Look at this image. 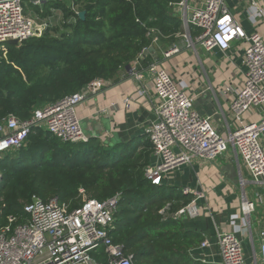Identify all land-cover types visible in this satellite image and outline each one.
I'll list each match as a JSON object with an SVG mask.
<instances>
[{"label":"built area","instance_id":"built-area-1","mask_svg":"<svg viewBox=\"0 0 264 264\" xmlns=\"http://www.w3.org/2000/svg\"><path fill=\"white\" fill-rule=\"evenodd\" d=\"M36 6L49 0H30ZM130 1V0H129ZM242 7V14L251 25L264 21V0H233ZM172 0L169 7L183 22L185 33H176L185 45L174 42L162 49L161 35L155 28H148L152 37L151 46L159 48L165 60L179 55L183 48L193 51L200 59V51L227 53L243 43L240 85H226L221 93L230 100L232 122L222 117L224 131L220 132L212 123V116L199 112L194 104L195 93L182 88L171 73L166 61L146 62L148 48H144L130 65L129 73L137 79L148 67L152 74L156 100L153 118L147 134L153 146L156 162L148 165L145 175L155 186L183 165L194 159L215 161L231 153L239 166L242 189L240 209L250 220L256 210V198L250 199L246 191L248 180L242 175L247 171L255 185L264 184V35L249 32L242 23L239 12L234 13L227 0ZM143 27L145 22L137 20ZM199 30L193 34L191 28ZM45 27L34 22L25 13L24 0H0V53L7 54V44L18 41L21 45L32 37L42 35ZM232 55L225 58L232 59ZM148 63V64H144ZM102 81L87 85L83 90L66 95L62 99L36 108L31 117L21 119L15 114L0 119V157L25 147L29 134L43 129L65 143L89 142L91 135L85 133L76 108L88 100L87 89L96 93ZM105 111L104 109H99ZM247 113H257L258 119L246 118ZM84 192V191H81ZM185 193H194L185 189ZM123 193L118 192L106 199L85 197L83 203L70 210L58 196L44 200L34 196L24 205L28 218L20 221L16 215L8 216V223L0 227V264H101L94 254L103 248L108 264H135L133 255L125 245L115 242L116 214ZM256 196L260 197L257 193ZM196 197L178 209L168 202L160 209L163 220L181 221L195 219L201 215L199 199ZM236 223V219H232ZM217 248L221 261L218 264H247L243 240L238 231L230 226H216L214 240L204 239L200 249ZM253 246V264H264V227L260 230V245ZM212 254H204L205 263H214Z\"/></svg>","mask_w":264,"mask_h":264},{"label":"trees","instance_id":"trees-1","mask_svg":"<svg viewBox=\"0 0 264 264\" xmlns=\"http://www.w3.org/2000/svg\"><path fill=\"white\" fill-rule=\"evenodd\" d=\"M65 1L55 6L63 13L60 25L20 47L9 45L6 57L0 53V119L9 114L27 119L42 104L114 79L152 42L148 26L138 19L150 20L160 36L182 30L179 18L170 12L172 0ZM83 10L85 20L79 16ZM152 153L150 142L107 148L97 137L65 143L35 129L25 147L0 157V227L10 215L24 221V205L36 195L44 200L58 196L73 210L83 203L81 187L99 200L121 192L113 238L125 245L135 264H202L189 256L202 235L160 214L168 202L178 209L192 196L174 186H155L146 178Z\"/></svg>","mask_w":264,"mask_h":264},{"label":"crops","instance_id":"crops-1","mask_svg":"<svg viewBox=\"0 0 264 264\" xmlns=\"http://www.w3.org/2000/svg\"><path fill=\"white\" fill-rule=\"evenodd\" d=\"M59 2L66 1L49 0L45 5L36 6L30 0H24L25 13L34 22L43 25L45 32L48 27H55L63 22V13L60 9L55 8ZM190 2L194 3L193 0ZM227 2L231 7L232 0H227ZM72 7L76 9L75 6ZM170 12H172L171 9ZM233 12L240 13L242 23L249 32L258 31L264 35V21H260L257 25H251L242 14V7L238 5ZM172 13L178 17L174 12ZM179 20L182 29L179 33H185L186 28L182 20L180 18ZM148 22H145L148 28H157L149 25ZM191 32L196 34L199 30L192 27ZM175 35L172 37L166 35L167 38L161 40L162 49L167 50L174 42H179L182 46L185 45V41L175 38ZM151 44L147 47L146 62H168L171 73L179 85L197 95L195 108L202 114L211 115L213 125L218 131L223 132L222 117L225 115L232 122V115L230 100L226 99L221 91L228 84L240 85L241 83L239 68L241 67L244 44L237 43L234 49L227 53L217 51L210 54L201 50L200 59L193 51L183 48L179 55H174L168 60L163 58L159 48H155ZM9 45L21 46L7 44V52ZM150 48L154 50L150 51ZM228 54L233 56L232 59L225 58ZM135 59L119 70L114 79L102 81L96 93L87 89L85 93L88 100L76 108L85 133L97 137L107 148L118 143L141 145L144 142H150L147 128L153 118L156 100L154 82L148 67L141 69L143 74L141 79H137L129 73L130 65ZM148 63L144 62V64ZM258 117L257 113L246 114L247 119L255 120ZM149 161L148 165L156 162L154 151ZM178 170L176 171L179 174L175 171L169 175L163 185L174 186L177 191L183 193H185V189L192 190L194 193H185L192 196L190 201L196 197V193L203 195V198L199 199V205L202 206L201 215L195 219L181 220L184 229L199 233L202 235V240L208 238L214 240L216 226L232 227L238 231L243 240L247 264H253V246L260 245V230L264 227V184L255 185L250 180L247 171L243 169L242 175L248 180L246 183L248 196L250 199L256 198V210L251 214L248 222L240 209L242 189L239 166L231 153L225 154L215 161L194 159L191 164L183 165ZM257 193L260 197L256 196ZM86 195L84 193L83 197H89ZM27 218L28 216H26ZM234 218L236 223H232ZM200 244L189 251L193 262L218 264L221 261L217 248L211 247L203 251L200 249ZM208 253L212 254L211 260L214 263H205L202 260L203 255ZM94 256L101 264H108V256L103 248L98 249Z\"/></svg>","mask_w":264,"mask_h":264},{"label":"rangeland","instance_id":"rangeland-1","mask_svg":"<svg viewBox=\"0 0 264 264\" xmlns=\"http://www.w3.org/2000/svg\"><path fill=\"white\" fill-rule=\"evenodd\" d=\"M230 5H231L232 10H234L235 8H237L238 3L232 0V2L230 3ZM10 153H11V152H10ZM13 155H14L15 157H17V154H12V156H13ZM177 171H179V170H177ZM177 171H176V172H177ZM177 173L179 174V172H177ZM0 178H1V173H0ZM80 191H85V190H84V188L81 187V188H80ZM82 193H83V195H84L85 192H82ZM86 196H88V195H86ZM256 248H257V251H259V250H258V248H259L258 245H257ZM251 264H252V263H251ZM259 264H262L261 260H259Z\"/></svg>","mask_w":264,"mask_h":264},{"label":"water","instance_id":"water-1","mask_svg":"<svg viewBox=\"0 0 264 264\" xmlns=\"http://www.w3.org/2000/svg\"><path fill=\"white\" fill-rule=\"evenodd\" d=\"M86 14H87V11H86V10H83V11H80V12H79V16H80V18H81L82 20H85V19H86ZM9 44L18 45V41L13 40V41H10ZM149 50H150V51H151V50L153 51L154 49H153V48H150Z\"/></svg>","mask_w":264,"mask_h":264}]
</instances>
